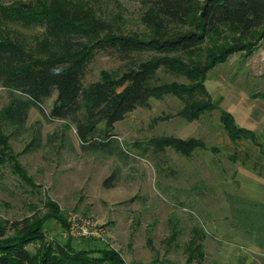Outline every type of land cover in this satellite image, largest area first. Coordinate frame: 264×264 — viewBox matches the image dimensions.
Instances as JSON below:
<instances>
[{
    "label": "rangeland",
    "instance_id": "1",
    "mask_svg": "<svg viewBox=\"0 0 264 264\" xmlns=\"http://www.w3.org/2000/svg\"><path fill=\"white\" fill-rule=\"evenodd\" d=\"M143 5V0H99L93 10L114 32L144 35L147 29L139 19ZM41 30L0 22V37L8 35L26 49L39 46ZM241 43L245 49L216 63L201 80L207 96L200 95L211 108L188 118L183 100L167 91L150 96L147 106L117 121L113 132L122 156L105 153L114 141L100 149L82 145L68 118L47 119L56 92L42 102L43 114L31 107L26 130L0 139V240L41 220L37 236L25 244L36 256L48 241L95 257L102 248L114 250L125 264H264V254L252 247V241L264 244V236L251 235L264 232V204L247 193L246 185L258 172L250 171L256 157L250 148L242 158L228 147V141L256 145L264 140V37H246ZM126 67L127 60L114 50H100L85 66L83 82ZM154 81L192 85L162 67ZM8 101L0 81V111ZM225 114L237 127L251 130L253 140L245 134L231 140L222 121ZM38 130L40 142L35 145ZM191 138L202 145L188 153L162 142ZM237 158L250 164L242 167L249 168L247 173L234 170ZM110 174L113 179L104 184ZM73 215L94 222L103 229L102 237L65 234ZM192 238L200 243L201 256L190 253Z\"/></svg>",
    "mask_w": 264,
    "mask_h": 264
},
{
    "label": "trees",
    "instance_id": "2",
    "mask_svg": "<svg viewBox=\"0 0 264 264\" xmlns=\"http://www.w3.org/2000/svg\"><path fill=\"white\" fill-rule=\"evenodd\" d=\"M98 1L0 2V22L42 28L39 46L29 49L8 35L0 37V81L9 98L0 111V139L9 138L8 132L26 130L28 110L34 106L43 114L42 102L56 92L47 119L68 118L82 145L100 149L114 141L113 148L105 153L117 151L122 156L113 132L117 121L136 107L147 106L150 96L167 91L183 100L184 115L195 118L211 108L201 96H207L201 80L208 69L245 49L241 42L246 37H264V0H143L139 19L147 29L144 35L114 32L106 18L95 14L93 6ZM107 49L127 60L128 67L103 73L101 79L85 84V66L96 52ZM144 53L149 57H143ZM161 67L184 76L191 87L155 82ZM222 121L231 140L244 134L253 140V132L237 127L229 114ZM100 122L103 127H98ZM39 142L38 130L34 144ZM162 142L172 143L186 153L202 145L194 138ZM111 179L113 174L103 183L109 185ZM41 227V220L28 222L16 236L0 240V264H125L114 250L102 248L101 256L95 257L48 241L36 256L25 244L37 236ZM199 247V242L190 239V253L197 251L201 256Z\"/></svg>",
    "mask_w": 264,
    "mask_h": 264
},
{
    "label": "crops",
    "instance_id": "3",
    "mask_svg": "<svg viewBox=\"0 0 264 264\" xmlns=\"http://www.w3.org/2000/svg\"><path fill=\"white\" fill-rule=\"evenodd\" d=\"M261 138L264 139V136H262ZM228 147L230 148L234 147L233 150H236L242 153L243 154L242 158H244L245 156L244 150L246 147L247 149L250 148L252 150L253 152L252 155H254L256 159L251 162L250 171L252 172V170H255L256 168H258V172L256 171L257 173L252 175L251 181L246 183L248 187L247 193L250 194L251 196H254V198H256L259 203L264 204V173L259 174L260 170L264 171V148H261V147H264V140H261V141L259 140L258 142H256V145H251V144H247L246 142H240V141H236V144H232L230 141H228ZM248 164H245L244 160L242 161V159L237 158L234 162V170L239 173V171L243 169V173L245 174V172L246 173L248 172L249 168H247L248 170H246L245 168H242V167L243 166L245 167V165H248ZM251 235L252 236H256V235L264 236V232H262V234H256L255 232H253ZM252 247L256 252L264 254V244H260V242L258 241L256 242L252 241Z\"/></svg>",
    "mask_w": 264,
    "mask_h": 264
},
{
    "label": "built area",
    "instance_id": "4",
    "mask_svg": "<svg viewBox=\"0 0 264 264\" xmlns=\"http://www.w3.org/2000/svg\"><path fill=\"white\" fill-rule=\"evenodd\" d=\"M69 227L67 233L71 235H80L83 237L101 238L103 229L99 228L90 219L81 218L73 215L68 218Z\"/></svg>",
    "mask_w": 264,
    "mask_h": 264
}]
</instances>
